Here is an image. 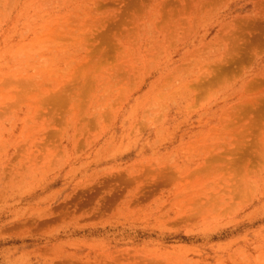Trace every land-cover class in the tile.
<instances>
[{
    "label": "rangeland",
    "instance_id": "obj_1",
    "mask_svg": "<svg viewBox=\"0 0 264 264\" xmlns=\"http://www.w3.org/2000/svg\"><path fill=\"white\" fill-rule=\"evenodd\" d=\"M0 264H264V0H0Z\"/></svg>",
    "mask_w": 264,
    "mask_h": 264
}]
</instances>
